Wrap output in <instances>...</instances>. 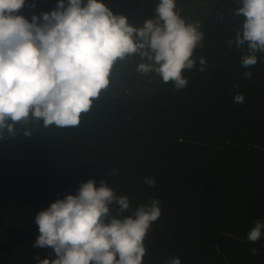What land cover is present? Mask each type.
Listing matches in <instances>:
<instances>
[{
	"label": "trees",
	"instance_id": "1",
	"mask_svg": "<svg viewBox=\"0 0 264 264\" xmlns=\"http://www.w3.org/2000/svg\"><path fill=\"white\" fill-rule=\"evenodd\" d=\"M101 2L139 27L158 0ZM58 3L26 0L18 14L31 22L33 14L51 13ZM239 6V0H177L182 16L204 33L195 57H204L207 68L200 72L197 62L186 71V89L138 73L140 59L130 57L116 64L109 89L78 127L33 124L25 136L17 125L14 138L5 132L0 264L55 259L53 249L33 247L40 235L35 217L76 195L88 180L97 187L105 180L133 210L153 198L161 202L143 264H167L171 257L181 264H264V236L247 240L255 222H264V53L244 69L247 46L228 47L244 20L233 15ZM246 70L252 72L248 79ZM238 93L245 97L242 105L234 103ZM146 176L156 179L154 188L143 183Z\"/></svg>",
	"mask_w": 264,
	"mask_h": 264
},
{
	"label": "clouds",
	"instance_id": "2",
	"mask_svg": "<svg viewBox=\"0 0 264 264\" xmlns=\"http://www.w3.org/2000/svg\"><path fill=\"white\" fill-rule=\"evenodd\" d=\"M239 3L233 15L244 20L228 47L246 45L241 67L250 69L264 53V0ZM25 4L0 0V140L5 132L14 138L17 125L25 136L32 135L33 124L78 127L109 89L116 64L130 57H139L138 73L155 74L176 91L188 87L184 73L197 62L200 72L207 68L204 57H195L204 40L201 26L182 16L177 0H158L152 17L139 27L101 0H59L55 10L33 14L31 22L18 14ZM251 76V71L243 73L245 79ZM244 102L243 94L235 95L234 103ZM143 183L154 188L157 181L146 176ZM130 203L105 180L99 187L94 180L82 183L76 195L36 215L40 235L33 247L51 248L56 257L37 256L38 264H143L145 240L162 215L161 202L153 198L135 210ZM125 212L131 215L123 217ZM262 236L264 222L257 220L247 240L255 243ZM167 264L181 260L171 257Z\"/></svg>",
	"mask_w": 264,
	"mask_h": 264
}]
</instances>
